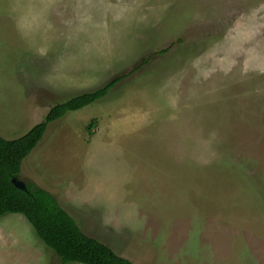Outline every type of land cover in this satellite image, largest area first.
Returning <instances> with one entry per match:
<instances>
[{
	"label": "rangeland",
	"instance_id": "374dc122",
	"mask_svg": "<svg viewBox=\"0 0 264 264\" xmlns=\"http://www.w3.org/2000/svg\"><path fill=\"white\" fill-rule=\"evenodd\" d=\"M118 76L20 178L135 264H264V0H0L4 138ZM0 264L62 263L5 213Z\"/></svg>",
	"mask_w": 264,
	"mask_h": 264
},
{
	"label": "trees",
	"instance_id": "16d2710c",
	"mask_svg": "<svg viewBox=\"0 0 264 264\" xmlns=\"http://www.w3.org/2000/svg\"><path fill=\"white\" fill-rule=\"evenodd\" d=\"M123 77H115L99 88L55 104L41 122L19 138L6 139L0 135V217L5 213L25 215L39 238L56 253L62 264L135 263L88 235L50 191L27 182V190L19 189L13 178H20L24 160L42 139L49 123L103 98ZM94 125L93 119L88 126L90 133H93Z\"/></svg>",
	"mask_w": 264,
	"mask_h": 264
},
{
	"label": "water",
	"instance_id": "95a60500",
	"mask_svg": "<svg viewBox=\"0 0 264 264\" xmlns=\"http://www.w3.org/2000/svg\"><path fill=\"white\" fill-rule=\"evenodd\" d=\"M13 183L17 188L27 190V184L21 178H13Z\"/></svg>",
	"mask_w": 264,
	"mask_h": 264
}]
</instances>
